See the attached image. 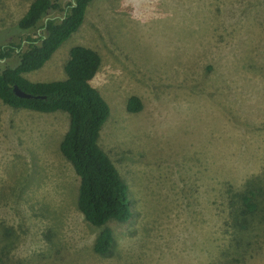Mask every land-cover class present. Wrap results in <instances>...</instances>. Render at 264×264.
<instances>
[{"label":"rangeland","instance_id":"rangeland-1","mask_svg":"<svg viewBox=\"0 0 264 264\" xmlns=\"http://www.w3.org/2000/svg\"><path fill=\"white\" fill-rule=\"evenodd\" d=\"M31 1L0 0V43L20 39L11 29ZM75 44L101 57L92 83L110 112L98 141L131 216L106 223L111 246L95 253L100 228L77 209L79 178L59 150L68 114L0 100V253L8 245L21 264H264V226L240 247L229 224L247 189H262L264 208V0H93L79 29L25 76L65 78ZM131 95L139 112L126 110Z\"/></svg>","mask_w":264,"mask_h":264},{"label":"trees","instance_id":"trees-1","mask_svg":"<svg viewBox=\"0 0 264 264\" xmlns=\"http://www.w3.org/2000/svg\"><path fill=\"white\" fill-rule=\"evenodd\" d=\"M92 1L72 0L64 9L57 0H32L29 3L11 29L21 34L20 39L0 43V60L15 57L13 64L0 67V100L12 108L68 114L69 124L60 140L59 150L79 178L77 209L86 222L100 228L93 250L102 255L107 253L112 242V232L106 223L111 219L126 221L131 211L127 185L98 141L100 129L110 112L108 102L92 83L101 65V57L96 50L75 44L69 48L64 64L65 78L33 81L25 76L41 68L79 29ZM61 11L64 13L58 18L48 16L51 12ZM37 29H42V33L37 34ZM14 85L38 97L17 96L13 92ZM142 107L138 96L128 97L127 111L139 112ZM261 191L258 186L250 188L239 193L236 201L233 199L236 204L232 201L229 213L231 232H234L231 234L232 246L234 243L244 247L248 241L245 242L242 234L259 230L255 224L264 226V219L260 217L264 208L259 206L258 199ZM260 210L262 213L256 215ZM9 232L7 230L6 235ZM1 251L0 264H21L19 259L10 256L8 245H3Z\"/></svg>","mask_w":264,"mask_h":264},{"label":"water","instance_id":"water-1","mask_svg":"<svg viewBox=\"0 0 264 264\" xmlns=\"http://www.w3.org/2000/svg\"><path fill=\"white\" fill-rule=\"evenodd\" d=\"M13 92L20 97H25V98H31V97H38L37 95H32L29 92L21 90L17 85L13 86Z\"/></svg>","mask_w":264,"mask_h":264}]
</instances>
